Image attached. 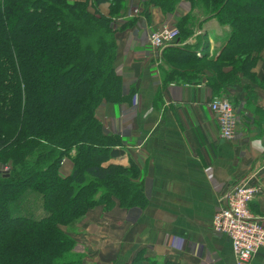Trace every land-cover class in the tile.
Returning a JSON list of instances; mask_svg holds the SVG:
<instances>
[{"label": "trees", "instance_id": "obj_1", "mask_svg": "<svg viewBox=\"0 0 264 264\" xmlns=\"http://www.w3.org/2000/svg\"><path fill=\"white\" fill-rule=\"evenodd\" d=\"M181 1L145 0L142 13L150 17V7H158L171 14ZM186 1L191 10L175 23L181 45L163 50L165 80L205 78L217 96L243 78L253 82L264 59V0ZM126 2L0 0V161L10 165L0 171V264H83L63 226L98 205H148L139 165L111 161L112 149L125 143L97 117L102 103H132L135 95L134 88L126 93L115 67L122 28L115 16ZM103 3L109 15L98 9ZM213 18L230 26L218 57L209 54L208 34L182 45ZM250 86L244 89L251 94ZM69 155L73 167L64 176ZM131 264L174 263L142 248Z\"/></svg>", "mask_w": 264, "mask_h": 264}, {"label": "crops", "instance_id": "obj_2", "mask_svg": "<svg viewBox=\"0 0 264 264\" xmlns=\"http://www.w3.org/2000/svg\"><path fill=\"white\" fill-rule=\"evenodd\" d=\"M144 1L127 0L122 17H115L122 26L115 67L126 93L134 88L133 101L104 102L97 117L107 132L122 136L124 154L111 161L137 162L149 202L143 209L107 210L100 205L89 211L78 228L83 264H131L142 248L174 264H238L231 239L213 230V220L219 200L241 183L260 188L250 209L264 220V87L243 78L230 88L239 122L233 139L222 138L210 108L217 95L208 81L165 80L163 51L156 57L148 42L149 30L174 25L191 10L190 3L182 0L171 14L150 7V17L135 15V9L142 12ZM109 5L98 9L109 15ZM194 30L182 45L195 44L199 34H208L209 54L218 57L230 26L213 18ZM253 71L264 76V59ZM65 165L69 173L72 166ZM247 264H264V247Z\"/></svg>", "mask_w": 264, "mask_h": 264}, {"label": "built area", "instance_id": "obj_3", "mask_svg": "<svg viewBox=\"0 0 264 264\" xmlns=\"http://www.w3.org/2000/svg\"><path fill=\"white\" fill-rule=\"evenodd\" d=\"M180 29L165 25L148 33V42L156 57L165 47L179 44ZM210 108L217 116L220 136L231 140L236 136L239 118L233 102L227 97L215 96ZM260 188L253 184H239L219 200L216 206L213 230L225 233L232 241L238 264L250 262L254 253L264 247V220L255 216L250 202L257 197Z\"/></svg>", "mask_w": 264, "mask_h": 264}, {"label": "rangeland", "instance_id": "obj_4", "mask_svg": "<svg viewBox=\"0 0 264 264\" xmlns=\"http://www.w3.org/2000/svg\"><path fill=\"white\" fill-rule=\"evenodd\" d=\"M142 12H141V10L140 9H135V15H139V14H141ZM115 17H122V13H120V14H117ZM178 19V18H177ZM176 19V20H177ZM175 23H176V21H175ZM175 25V24H174ZM177 26V25H176ZM151 31H154L153 29L152 30H149V32H151ZM195 31V30H194ZM148 32V33H149ZM196 43V42H195ZM179 45H181V43L179 44ZM253 82H258L259 84H260V82L262 81L261 80V78H259V76L257 77V78H254V80H252ZM231 91H230V88L229 87H226V88H224V89H221L220 90V94H219V96L220 97H227L228 99H230L232 102H233V100L230 98V95H231V93H230ZM233 104H234V102H233ZM236 108V107H235ZM237 111V110H236ZM104 124V123H103ZM120 148H122L121 146H120ZM66 163H68V166L71 164V166L73 167V161H72V156H65L64 157V159H63V162H62V167H61V173L65 176V175H68L69 173H66L65 172V168H66ZM72 169V168H71ZM4 170H10V165H8V164H4V163H2L1 161H0V171H4ZM71 171V170H70ZM98 206H100V205H98ZM104 206V205H103ZM97 207V206H96ZM116 207V206H115ZM95 208V207H94ZM94 208H92V209H94ZM105 208V207H104ZM91 209V210H92ZM127 209H131V208H127ZM91 210H89V211H91ZM89 211L87 212V214L89 213ZM87 214L85 215V216H83L81 219H78L77 221H75L74 223H72V224H70V225H67V226H63V228L64 229H67V230H69V231H71L72 232V234H73V236H74V238H75V240H76V245H75V252H77V254H80V255H82V260H84V256H85V253L84 252H81L83 249H84V247H82V245H79L78 244V228L79 227H81L80 225L83 223V219L84 218H86L87 217ZM80 250V251H79ZM137 254V253H136ZM135 257V256H134ZM133 260V259H132ZM132 262V261H131Z\"/></svg>", "mask_w": 264, "mask_h": 264}, {"label": "water", "instance_id": "obj_5", "mask_svg": "<svg viewBox=\"0 0 264 264\" xmlns=\"http://www.w3.org/2000/svg\"><path fill=\"white\" fill-rule=\"evenodd\" d=\"M124 154V149L120 147L113 148L111 151V156L113 158H117ZM3 172H7V170H4Z\"/></svg>", "mask_w": 264, "mask_h": 264}]
</instances>
